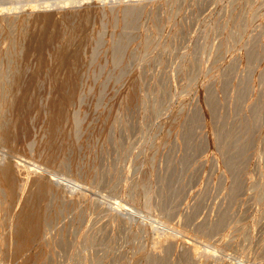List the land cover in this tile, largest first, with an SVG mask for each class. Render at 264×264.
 Listing matches in <instances>:
<instances>
[{"label": "rangeland", "instance_id": "obj_1", "mask_svg": "<svg viewBox=\"0 0 264 264\" xmlns=\"http://www.w3.org/2000/svg\"><path fill=\"white\" fill-rule=\"evenodd\" d=\"M33 1L0 0V264H264V0Z\"/></svg>", "mask_w": 264, "mask_h": 264}, {"label": "bare ground", "instance_id": "obj_2", "mask_svg": "<svg viewBox=\"0 0 264 264\" xmlns=\"http://www.w3.org/2000/svg\"><path fill=\"white\" fill-rule=\"evenodd\" d=\"M32 2H29L30 4H33V2H35V1H33V0H31ZM61 1V2H60ZM59 1V4H56V3H53V4H44V5H46V6H42L43 8H48V7H52L53 5H56L57 7L60 5H62L61 3H64L65 5H68V4H70L69 2H70V0H60ZM82 1V0H81ZM67 2H68V4H67ZM72 2V1H71ZM79 3L80 1H75L74 0V3ZM42 3H45V1H43ZM75 3V4H76ZM7 4L8 3H0V6H3L4 8H7V10H14V9H16L17 8V6L16 7H13V9H10L9 7H7ZM63 4V5H64ZM71 4H73V2L71 3ZM70 4V5H71ZM131 7V6H130ZM0 9H1V7H0ZM5 10V9H4ZM76 32V31H75ZM74 33V32H73ZM72 33V34H73ZM70 34H71V32H70ZM71 34V36H69V39L67 38V40L68 41H70L71 39L70 38H72V37H74V35H72ZM75 34V33H74ZM58 35V34H57ZM68 37V36H67ZM63 39H65V38H63ZM74 39V38H73ZM76 39V38H75ZM66 40V39H65ZM59 41H60V39H59ZM67 41V43L68 44H71L72 42H68ZM74 42V41H73ZM14 43V42H13ZM42 44V43H41ZM63 45H67L66 44V41H65V43L63 44ZM73 45V44H72ZM59 46H61L60 44H59ZM70 48H71V46L70 45H68ZM63 47L64 46H62V49H63ZM65 47H67V46H65ZM69 47H67L68 48V50H69ZM73 47V46H72ZM81 47V46H80ZM61 49V50H62ZM66 49V48H65ZM75 49H76V47H75ZM58 50H59V48H58ZM60 50V51H61ZM67 50V49H66ZM60 51H59V53H60ZM58 52V51H57ZM64 52H66V51H64ZM63 52V53H64ZM70 52V51H69ZM78 52H79V50H78ZM62 53V52H61ZM60 53V54H61ZM67 53V52H66ZM75 53H76V51H75ZM74 53V55L73 56H75L76 54ZM72 54H73V52H72ZM64 55H65V53H64ZM79 55V54H78ZM78 55H77V57H78ZM54 56V55H53ZM60 56V55H59ZM58 56V54H57V58L59 57ZM56 57V56H55ZM63 56H61V58H62ZM69 57V56H68ZM60 58V57H59ZM59 58L57 59L58 61H59ZM67 58V57H66ZM72 58V57H71ZM75 58V57H74ZM57 60H55V62L57 61ZM62 60V59H61ZM60 60V61H61ZM64 60H65V58H64ZM69 60V59H68ZM71 61V60H70ZM69 61V62H70ZM63 62V61H62ZM78 62V61H77ZM19 64H21V63H19ZM19 64H18V61H16L15 62V65H16V68L13 70V74L15 75H17L19 78H16V79H20L21 77H20V74H22L20 71V67L21 66H19ZM25 65H24V69H25V66L27 65L26 63H24ZM64 64H65V61H64ZM73 64V63H72ZM56 65V64H55ZM59 65V63L57 64V66ZM61 65V64H60ZM63 65V64H62ZM69 65H71V63L70 64H68L67 66H69ZM78 65V64H77ZM64 66V65H63ZM66 66V65H65ZM53 68L56 70H54V72H57V67L55 66H53ZM66 68V67H65ZM73 68V67H72ZM81 68V67H80ZM22 69V68H21ZM68 69H70L69 67H68ZM59 70H61V68L59 67ZM58 70V71H59ZM64 71V70H63ZM70 72V71H69ZM72 72V71H71ZM71 72H70V74H69V77H70V75H71ZM77 72V71H76ZM52 74V73H51ZM54 75L56 74V73H53ZM68 74V73H67ZM12 75V74H11ZM14 75L12 76V77H14ZM15 75V76H16ZM24 75V74H23ZM37 75V74H36ZM39 75V74H38ZM53 75V76H54ZM59 75V74H58ZM77 75H78V73H77ZM57 76V74L54 76V77H56ZM68 76V75H67ZM37 77V76H36ZM62 77V76H61ZM77 77V76H76ZM34 78V77H33ZM67 77L65 76V79H66ZM73 78V77H72ZM71 77L69 78V79H72ZM69 79H66L65 81L63 80V81H57V77H56V82H60V83H62L61 84V89L59 88L57 91H59V90H61V95L62 94H64L65 93V95L66 96H64V98L65 99H67L68 97H69V91L67 92V90H69V89H67V87L69 88V86H68V84H69V82H70V80ZM74 79V78H73ZM80 79V78H79ZM12 80V79H11ZM21 80V79H20ZM39 80V79H38ZM13 81V80H12ZM16 81V80H15ZM14 81V84L17 82V81H19V80H17L16 82ZM21 81H24V78H23V80H21ZM35 81H36V79H35ZM75 81V80H74ZM78 81V80H77ZM39 82V81H38ZM38 82H36L37 84H38ZM41 82V81H40ZM40 82H39V84H40ZM52 82V81H51ZM55 82V81H54ZM55 82V83H56ZM79 82V81H78ZM21 83H23V82H21ZM36 83H34V84H36ZM1 84V83H0ZM59 84V83H58ZM73 84V86H74V82L72 83ZM2 85V84H1ZM7 85H8V83H7ZM16 85V84H15ZM14 85V86H15ZM17 85H18V82H17ZM16 85V86H17ZM21 85V84H20ZM20 85H18V86H20ZM52 86H53V84H51ZM57 85V84H56ZM11 86V85H10ZM15 86V87H16ZM38 85H36V87H37ZM70 86H71V84H70ZM58 87V86H57ZM60 87V86H59ZM72 87V86H71ZM74 87H76V86H74ZM78 87H80L81 88V86H78ZM28 88V87H27ZM12 89V88H11ZM17 89V88H16ZM73 89V88H72ZM71 89V90H72ZM18 90V89H17ZM17 90H16V92H17ZM79 90V89H78ZM3 91V90H2ZM6 90H4V92H5ZM11 91V92H10ZM13 90H8L6 93L7 94H3V101H4V103H3V107L5 106L6 108L7 107H9V106H11V102L10 101H12L11 100V98H12V92ZM72 91H75L74 89L72 90ZM71 91V94L73 93ZM14 92H15V88H14ZM62 92H64V93H62ZM59 93V94H60ZM79 93V92H78ZM13 94H15V93H13ZM17 94V93H16ZM67 94H68V96H67ZM71 94H70V97L68 98V102H70L71 100L70 99H73V97H71ZM30 95V94H29ZM2 95H0V97H1ZM15 96V95H14ZM13 96V97H14ZM17 96V95H16ZM73 96V95H72ZM79 96V95H78ZM80 97V96H79ZM22 98L24 99V97L22 96ZM30 99V98H29ZM62 99V98H61ZM60 98L58 99V100H61ZM63 101H64V99H62ZM61 100V101H62ZM2 101V102H3ZM14 101V100H13ZM60 101V102H61ZM1 102V101H0ZM60 102H57V103H59L58 105H60ZM65 103H66V101H64ZM67 102V103H68ZM73 102V101H72ZM56 103V102H55ZM54 103V105H56ZM12 105H14V104H12ZM62 105V104H61ZM58 107V106H57ZM56 107V108H57ZM61 107V106H60ZM60 107H58V108H60ZM57 108V109H58ZM8 109V108H7ZM13 109V108H12ZM18 109V108H17ZM63 110V109H62ZM68 111V110H67ZM60 112H61V109H60ZM59 111L58 112H56V113H54L52 116H53V120H51V121H53V122H56L57 121V124H58V118L60 117V116H62L61 114L59 115V113H60ZM64 112V111H63ZM62 113V112H61ZM57 115H59L58 116V118H57ZM66 116V115H65ZM52 119V118H51ZM57 119V120H56ZM4 120V119H3ZM59 120H61V117H60V119ZM4 123V122H3ZM2 123V124H3ZM7 123V122H6ZM57 124H55V126L57 125ZM54 126V127H55ZM9 129H10V127H8ZM5 129L4 130V132H3V134H2V138L1 139H3V141L5 142V144H9V145H13L14 143V136L12 135L13 134V132L11 133V131L12 130H9V129ZM56 128V127H55ZM54 128V129H55ZM16 139V138H15ZM16 141V140H15ZM14 146H15V144H14ZM9 164V163H8ZM8 164H6V166H4L1 170H0V179L6 184V185H8V186H10V188H12V187H16L15 186V184H16V181H15V179H14V175H13V173H14V168H13V166L12 165H8ZM5 165V164H4ZM29 176V175H28ZM27 182V181H26ZM17 185V184H16ZM33 185V184H32ZM51 183L50 182H48V181H42V180H38V181H36L35 180V184L33 185V186H36L37 188H39L40 189V194L42 195V196H46V195H48L49 193H51L52 194V192H51ZM19 187V186H18ZM23 188V187H22ZM21 188V189H22ZM13 189V188H12ZM14 190V189H13ZM15 190H17V189H15ZM20 190V189H19ZM12 192V191H11ZM16 192V191H15ZM37 192H38V190H37ZM36 192V193H37ZM13 193H14V191H13ZM55 193V192H54ZM15 194V193H14ZM54 194H52V196H53ZM36 196H38V194L36 195ZM49 196H50V194H49ZM57 196V195H56ZM41 197V196H40ZM40 197H38V200H40L39 198ZM49 198H51V197H49ZM50 200V199H49ZM36 202H37V200H36ZM47 203H48V201H47ZM37 205V204H36ZM24 226H25V221L23 220V221H21L19 224H18V228H17V235H16V250H15V252L16 253H20L25 247H27L29 244H30V242L33 240V238L35 237V235H36V231H32V233H31V235L28 237L26 234H25V232H24ZM15 253V254H16Z\"/></svg>", "mask_w": 264, "mask_h": 264}]
</instances>
